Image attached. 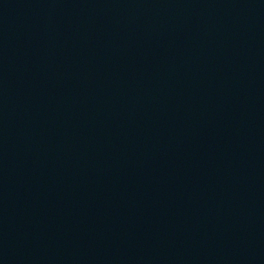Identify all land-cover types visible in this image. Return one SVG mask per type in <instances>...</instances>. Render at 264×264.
I'll return each instance as SVG.
<instances>
[{
  "label": "water",
  "instance_id": "1",
  "mask_svg": "<svg viewBox=\"0 0 264 264\" xmlns=\"http://www.w3.org/2000/svg\"><path fill=\"white\" fill-rule=\"evenodd\" d=\"M0 264H264V0H0Z\"/></svg>",
  "mask_w": 264,
  "mask_h": 264
}]
</instances>
